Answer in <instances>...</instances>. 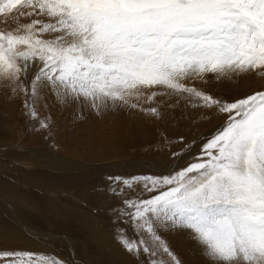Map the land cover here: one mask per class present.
Segmentation results:
<instances>
[{
  "label": "snow or ice",
  "instance_id": "6c2138e0",
  "mask_svg": "<svg viewBox=\"0 0 264 264\" xmlns=\"http://www.w3.org/2000/svg\"><path fill=\"white\" fill-rule=\"evenodd\" d=\"M16 14L37 19L0 30V78L14 90L34 95L39 85L96 111L119 105L159 116L140 101L164 88L226 114L201 159L174 175L108 178L140 186L131 195L109 187L121 194L116 219L139 229L131 239L119 229L121 245L146 264H182L159 232L186 230L209 264H264V89L224 99L186 83L264 74V0H0V16ZM0 264L57 262L0 247Z\"/></svg>",
  "mask_w": 264,
  "mask_h": 264
},
{
  "label": "rangeland",
  "instance_id": "374dc122",
  "mask_svg": "<svg viewBox=\"0 0 264 264\" xmlns=\"http://www.w3.org/2000/svg\"><path fill=\"white\" fill-rule=\"evenodd\" d=\"M35 19L23 14L0 16V30ZM35 72L30 67L23 79L25 86ZM186 83L215 97L240 98L264 89V74L249 72L217 79L209 73L203 81ZM140 102L143 108L158 106L160 115L119 105L96 111L47 87L38 85L34 95L14 90L12 82L0 78V247L39 253L57 264L60 260L117 264L110 252H123L133 258V264H146L144 256L129 253L123 246H108L97 237L103 228L119 245L121 228L130 239L139 237V229L134 231L127 218L116 219L113 209L122 207L121 194H113L109 187H124L131 195L139 193L140 186L129 190L108 178L174 175L201 159L203 145L227 117L203 107L187 93L164 88L157 90L153 101L144 103L141 98ZM31 103L36 116L30 115ZM30 150L39 157L50 152L66 166L53 170L31 165ZM159 234L182 264H209L188 231L163 230ZM144 239L150 242L146 233Z\"/></svg>",
  "mask_w": 264,
  "mask_h": 264
},
{
  "label": "bare ground",
  "instance_id": "6f19581e",
  "mask_svg": "<svg viewBox=\"0 0 264 264\" xmlns=\"http://www.w3.org/2000/svg\"><path fill=\"white\" fill-rule=\"evenodd\" d=\"M32 152L33 151L30 150L29 157H28L30 159V160H28V161H30L29 164H31V165H34V163H35V165H37V166L47 167V168H51L53 170L54 169H63V166H66L65 163L63 162V160L62 161L58 160V158H56L55 156H53V154L50 153V152H43V154H46L47 157H39V156L35 155ZM42 183H44V182H42ZM6 210L9 213H13V211L10 208H6ZM20 224H22V223H20ZM22 226L24 228H26L25 225H22ZM49 236H51V235L48 234V237ZM52 236L54 238L56 237L55 235H52ZM97 237L99 239H101L104 242V244H106L108 246H122V245H119L117 243V241L115 242L113 240V238L111 237V235L106 230H104V228H103V231L102 232L97 233ZM64 239L67 240V238H64ZM69 243L72 245L71 242H69ZM109 257H110V259L113 262H115L117 264H122V262H126L128 264H133V262H132V259L133 258L130 255H127V254H125L123 252H120V253L110 252ZM77 260H78V258H77ZM78 264H83V263L80 260H78Z\"/></svg>",
  "mask_w": 264,
  "mask_h": 264
}]
</instances>
